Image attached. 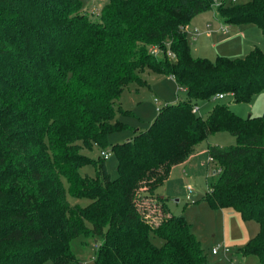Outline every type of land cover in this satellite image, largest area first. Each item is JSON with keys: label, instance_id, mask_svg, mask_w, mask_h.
I'll return each instance as SVG.
<instances>
[{"label": "trees", "instance_id": "16d2710c", "mask_svg": "<svg viewBox=\"0 0 264 264\" xmlns=\"http://www.w3.org/2000/svg\"><path fill=\"white\" fill-rule=\"evenodd\" d=\"M209 10L264 33V0H108L97 18L82 0H0V264H82L71 246L80 236L97 244L94 264H211L157 189L220 131L237 143L208 146L205 197L259 224L239 251L264 264V114L244 119L218 104L204 118L195 109L218 94L240 103L264 90V51L195 58L188 26ZM145 69L173 77L188 98L161 106L146 129L113 145L112 178L106 157L83 150L105 148L127 127L116 101L131 82L146 83ZM87 164L96 177L80 172ZM67 193L90 203L72 205Z\"/></svg>", "mask_w": 264, "mask_h": 264}, {"label": "rangeland", "instance_id": "374dc122", "mask_svg": "<svg viewBox=\"0 0 264 264\" xmlns=\"http://www.w3.org/2000/svg\"><path fill=\"white\" fill-rule=\"evenodd\" d=\"M82 1L84 11L97 18L108 0ZM214 1L215 5H220L223 2L231 3L232 0ZM247 1L249 0H237L238 3ZM190 24L188 41L195 58L211 60H215L218 56L242 58L249 54L251 47L264 51V33L254 24L243 25L246 32L241 29L242 36H238V39L232 43H225L224 40L236 34L234 31L238 28L232 25L230 34L222 33L221 23L216 19L214 10L200 13L192 19ZM196 29L200 32L199 34ZM220 40L223 41L219 43ZM141 77L146 81L145 84L131 82L116 101L117 107L122 108V112L117 111L116 117L127 127L111 132L105 148L94 146L92 149L83 150L94 160L103 158L102 151L106 150L109 155L105 162L112 178L119 175L118 159L116 153L112 151L113 145L133 138L136 129H146L155 120L161 106L188 98L186 90L171 76L145 69ZM218 104L228 105L244 119L261 116L264 114V90L256 93L249 102H235L230 94H224L223 98L216 95L212 99L198 100L197 113L205 118ZM236 143V137L228 131L210 135L196 147L195 155L187 165L173 168L166 182L157 189V193L162 197L166 196L165 204L171 213L183 216L190 224L191 231L200 240L211 264H262L258 256H244L239 251L258 233L259 224L255 220L244 219L237 211L216 209L205 197L208 189L207 182L214 168V163L209 158L208 146L217 145L224 148ZM80 172L91 178L96 177L93 164L85 165ZM64 185L67 188L66 181ZM67 198L72 205L87 206L90 203L87 198H75L69 193ZM148 204L151 205L150 202ZM154 242L160 244L157 238H154ZM71 246L82 264H94L97 244L91 238L80 236L73 240ZM218 246L226 247L229 253L219 251L218 254H213V248ZM45 264H52V262L47 261Z\"/></svg>", "mask_w": 264, "mask_h": 264}, {"label": "crops", "instance_id": "0c3cea01", "mask_svg": "<svg viewBox=\"0 0 264 264\" xmlns=\"http://www.w3.org/2000/svg\"><path fill=\"white\" fill-rule=\"evenodd\" d=\"M218 20V19H217ZM220 23H221V27H222V25H224L220 20H218ZM191 25V24H190ZM190 25L188 26V34H189V32L191 31V29H190ZM245 25H248V24H245ZM231 26L232 25H230V27H229V31L228 32H223V31H221V29H220V31L222 32V33H226V34H230V31H231ZM234 26H236V25H234ZM238 29L237 30H235L234 32L236 33V34H234V35H231V36H228L227 38H225V43H232V42H234V41H236L237 39H238V36H242L241 34H243L242 33V31H241V29H243L244 31L243 32H246L245 31V29H244V27H243V25H237L236 26ZM200 32H198L197 34H199ZM203 34V33H202ZM188 37V36H187ZM204 37H207V36H205L204 35ZM223 40H220L219 41V43H221ZM224 43V44H225ZM254 48H256V47H251L250 48V50H252V49H254ZM195 155V153L185 162V163H183V164H180V165H177V167L178 166H185V165H187L189 162H190V160L193 158V156ZM174 168V167H173ZM173 170V169H172ZM163 197H166L165 195L163 196ZM215 248V247H214Z\"/></svg>", "mask_w": 264, "mask_h": 264}, {"label": "built area", "instance_id": "2783aa9c", "mask_svg": "<svg viewBox=\"0 0 264 264\" xmlns=\"http://www.w3.org/2000/svg\"><path fill=\"white\" fill-rule=\"evenodd\" d=\"M229 27H230V25H228V24H224V25H222V27H221V31H223V32H228V31H229ZM196 31H197V33H198V30H197V29H196ZM151 51L153 52V54H157V53H159L158 48H155V47H153V48L151 49ZM217 97H219V98H223L224 95H222V94H218ZM195 109L197 110V107H195ZM102 155H103L104 157H107V156L109 155V153H108L107 151H103V152H102ZM219 251H223L225 254L229 253V250H228L226 247H223V248H222L221 246L215 247V248H213V250H212L213 254H218Z\"/></svg>", "mask_w": 264, "mask_h": 264}]
</instances>
